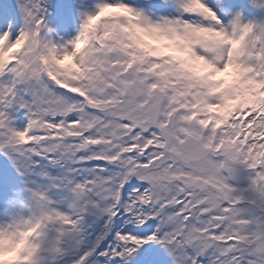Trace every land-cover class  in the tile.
Listing matches in <instances>:
<instances>
[{"label":"snow or ice","instance_id":"snow-or-ice-1","mask_svg":"<svg viewBox=\"0 0 264 264\" xmlns=\"http://www.w3.org/2000/svg\"><path fill=\"white\" fill-rule=\"evenodd\" d=\"M0 264H264V0H0Z\"/></svg>","mask_w":264,"mask_h":264}]
</instances>
